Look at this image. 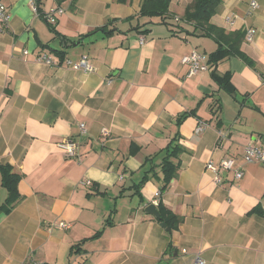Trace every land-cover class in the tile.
<instances>
[{
  "label": "crops",
  "instance_id": "0c3cea01",
  "mask_svg": "<svg viewBox=\"0 0 264 264\" xmlns=\"http://www.w3.org/2000/svg\"><path fill=\"white\" fill-rule=\"evenodd\" d=\"M0 1L10 17L0 31V165L20 175L19 199L0 213V264H264V163L242 157L248 143L264 147V0H220L210 19L244 34L249 62L211 60L218 42L183 18L192 0H170L164 19L139 16L143 0ZM193 50L209 69L188 76L181 57ZM82 56L93 71L66 64ZM67 139L74 156L60 146ZM172 141L183 152L160 193L159 152ZM228 158L242 177L222 169L214 183L206 161ZM7 196L0 172V204ZM160 200L183 217L178 229L145 211Z\"/></svg>",
  "mask_w": 264,
  "mask_h": 264
},
{
  "label": "trees",
  "instance_id": "16d2710c",
  "mask_svg": "<svg viewBox=\"0 0 264 264\" xmlns=\"http://www.w3.org/2000/svg\"><path fill=\"white\" fill-rule=\"evenodd\" d=\"M219 3L220 0H192L186 7L183 18L187 21L194 22L197 26L203 28L205 32L204 35L214 36L213 38L218 42V48L211 54V60L216 61L225 56L236 55L249 62L246 55L240 49L244 34L242 32L226 33L223 29L213 26L210 23V19L215 13L216 7ZM169 4L170 0H143L139 10V16L148 18L160 17L164 19L168 13ZM49 26L54 31V27L51 24H49ZM105 27L106 25H103L102 27L96 28L94 31L104 30ZM111 31L112 30L108 32ZM215 79L218 82H223V78L218 76H215ZM178 121H180V118H178ZM130 152H134V150L131 149ZM182 152V146L175 141L170 142L165 149L159 152L161 153L160 170L163 180V184L159 191L160 193H163L166 190L171 179L176 175L179 169V155ZM0 172L1 184L8 192L7 199L4 203L0 204V213H6L12 208L14 202L19 199L17 183L20 175L13 172L9 164L0 165ZM146 179L147 176L144 175L139 185ZM156 207L160 214V218H156V221L159 223L164 222L165 227L168 228L170 232L178 229L183 221V217L167 209L161 200L157 202ZM100 233L101 230L97 231L94 236H97ZM79 246L80 244L76 245V247Z\"/></svg>",
  "mask_w": 264,
  "mask_h": 264
},
{
  "label": "built area",
  "instance_id": "2783aa9c",
  "mask_svg": "<svg viewBox=\"0 0 264 264\" xmlns=\"http://www.w3.org/2000/svg\"><path fill=\"white\" fill-rule=\"evenodd\" d=\"M250 5L252 8L257 7L256 0H252L250 2ZM32 7H33V11L35 13H38V9L34 4H32ZM61 11L62 10L59 8L51 9L49 12L43 13L42 16L49 23H53L55 21L57 13H60ZM9 19L10 17L8 14L7 7L0 1V31L8 27ZM252 33H253V30H248L247 39L251 38ZM139 41L140 43H142L144 41V38L140 37ZM38 60L43 61L46 64L53 63L52 59L45 54H41L38 57ZM181 63L187 64L189 66L188 76L196 74L201 71H206L209 69L208 63L206 62L204 55L195 50L182 55ZM66 64L73 69H79L85 72H91L94 70V67L88 62V59L86 56H82V58L76 62L66 60ZM204 128H205L204 123H200L195 128V132L200 133ZM79 129H80V134H84L86 131L83 123L79 124ZM102 134L106 135L107 131L103 129ZM60 146L66 155L74 156L76 154L77 143L74 140L67 139L61 142ZM242 157L246 162L264 163V147H259V146L253 145L252 143H248L245 145L243 149ZM205 169L209 170L213 174V181L216 184H220L222 182V178L220 174V171L222 169L228 170V171H234V177L236 179L241 178L243 175V172L241 169H237V168L234 169V158L224 159L220 163H215L212 159H210L206 161ZM58 226L65 228L69 226V223L61 221L58 223ZM195 261L200 264L204 263V261L199 256L195 257ZM32 264H44V263L41 261H34Z\"/></svg>",
  "mask_w": 264,
  "mask_h": 264
},
{
  "label": "water",
  "instance_id": "95a60500",
  "mask_svg": "<svg viewBox=\"0 0 264 264\" xmlns=\"http://www.w3.org/2000/svg\"><path fill=\"white\" fill-rule=\"evenodd\" d=\"M145 211H146L147 213H149V214H152V215H153L154 217H156L157 219L160 218V214H159V212H158V210H157V207H156V205H155L154 203H150V204H148V205L145 207ZM160 224H161V226L165 227V223H164V222H161ZM165 228H166V227H165ZM166 229L169 231L168 228H166Z\"/></svg>",
  "mask_w": 264,
  "mask_h": 264
}]
</instances>
